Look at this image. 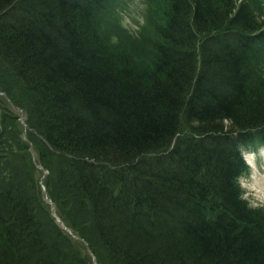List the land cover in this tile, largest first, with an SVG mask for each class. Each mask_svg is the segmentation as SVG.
Returning <instances> with one entry per match:
<instances>
[{"label":"trees","instance_id":"1","mask_svg":"<svg viewBox=\"0 0 264 264\" xmlns=\"http://www.w3.org/2000/svg\"><path fill=\"white\" fill-rule=\"evenodd\" d=\"M123 1L0 0V65L19 83L38 162L61 195L90 200L111 264H264V209L239 198L244 169L231 138L251 130L247 140L264 144L259 3L245 0L233 13V0H158L163 8L151 4L140 34L122 44L127 32L113 11ZM11 118L0 112V141L28 161H6L0 180V264H60L30 196L32 149ZM94 169L126 181L117 188L128 195L129 220L122 192L90 178ZM17 197L31 212L14 213ZM101 209L117 213L106 229L115 238Z\"/></svg>","mask_w":264,"mask_h":264},{"label":"rangeland","instance_id":"2","mask_svg":"<svg viewBox=\"0 0 264 264\" xmlns=\"http://www.w3.org/2000/svg\"><path fill=\"white\" fill-rule=\"evenodd\" d=\"M149 0H127L122 8H120L121 15L123 17L124 25L127 28V37L123 36L121 42L129 43L136 36L140 34L139 26L142 23L141 15L144 9L147 7ZM162 9L163 5L156 3L155 6ZM12 25L14 26L15 24ZM16 29L21 28L19 25H15ZM129 41V42H128ZM121 49L125 48L123 45L120 47ZM4 68L0 65V112L6 113L8 115H14L17 118H21V120L16 123L19 127H22L21 131L25 130V125L21 124L25 122L26 116L22 107L12 106L13 104H21L22 103V95L19 89V83L12 77V73L9 74L3 70ZM11 110V113H10ZM3 118V117H2ZM2 126H0V130ZM13 134V131L11 135ZM10 135V134H9ZM23 136V133H21ZM28 146L32 147L31 142L25 141ZM32 152V165L28 167V170L35 171L34 175L36 176V188L40 193L39 200L43 202L44 212L49 213L51 219L54 224H56L59 228L66 230L72 235H68L71 240L76 243H80V255L87 257V264H111L109 261V255L105 252L102 247V244L99 242L98 235L93 230L92 217L89 216L91 212L87 207L80 206V202L69 199L67 195H61V191L56 190V180L55 176H43V169L38 168V166L42 167L38 162V158L36 152L34 151V147L31 148ZM20 148L18 146H14L13 144L9 145L4 142H0V164L4 162H9L11 166L20 159H25L27 162L28 159L25 158L26 151H19ZM22 156V157H21ZM223 161V158H220ZM14 167H16L14 165ZM47 172V170H44ZM95 171V169H94ZM94 171H86L87 175L91 178L94 176ZM251 173V174H250ZM250 176L246 175L240 179L239 183H241V187L244 189V199L248 203V205L254 207H264V172L260 174V176L256 179L257 173L255 171H250ZM9 175V171L5 170L1 176V179H6ZM45 175V174H44ZM255 178L256 180H252ZM48 179V180H47ZM42 184V186H41ZM60 184V183H59ZM54 186V187H53ZM54 188V189H53ZM251 188L253 190H251ZM53 189V191H52ZM65 197V198H64ZM80 230L81 234H83V238L79 237V235L74 234L72 231ZM47 236V235H45ZM47 238H49L47 236ZM49 244V241H48Z\"/></svg>","mask_w":264,"mask_h":264},{"label":"bare ground","instance_id":"3","mask_svg":"<svg viewBox=\"0 0 264 264\" xmlns=\"http://www.w3.org/2000/svg\"><path fill=\"white\" fill-rule=\"evenodd\" d=\"M220 28H223L222 27V25L220 26ZM106 171H108V166H106ZM95 173H94V176L99 180V182L101 183V185L103 186V185H108V183H112L113 185H115L114 187H112L113 188V191H116V192H122L121 193V196L118 194V197L116 198V200L118 201V203H119V206L120 207H122L123 209H128V206H129V203H128V201H127V199H126V197H128V195L127 194H125L124 195V191L123 190H120L119 188H117L118 187V185L120 186V187H122V185H125L126 184V181H124V180H122V178L119 176V175H116L115 177H114V179H109V180H107V177H105L104 176V174L105 175H109V174H106V173H102V174H100L98 171H94ZM175 177H178V176H175ZM118 184V185H117ZM234 194H235V192H233ZM236 195V194H235ZM13 201L11 202V205H14L13 206V211H14V213H19V212H26V211H28V212H31V207L29 206V205H27L28 203H24V199H21L20 197H17V198H14V199H12ZM80 206H81V208L83 207H87V209H90L91 208V206H90V204H89V201L90 200H88V198L87 197H85V196H83L82 198L80 197ZM98 205V204H97ZM94 206V205H93ZM93 206H92V208H93ZM101 211H102V216L105 218V219H107L108 218V220L109 221H107V220H105V221H103V223H104V225H105V233H106V235L108 236V238L109 237H113V238H115L116 236H115V231H110V233L111 234H109L107 231H106V229H107V227L109 226V228H111L112 230H113V227H115V225H116V223L118 222V221H116V219H118L117 218V213H115V214H112V215H107L106 214V212H104V214H103V210L101 209ZM127 213H128V218H127V220H129L130 219V217H131V213H132V210L131 209H128L127 211H126ZM35 214H38V212H36L35 211ZM39 215V214H38ZM121 215H124V214H121ZM42 216H44L43 218H47V221L49 220V217H50V215L48 214V215H46V214H44V215H42ZM114 217V218H113ZM144 217L142 216V215H138V217H132V220H136V221H139V223H143V221H144V219H143ZM149 219H150V221H152L151 220V218L149 217ZM44 221H46V219L44 220ZM46 221V222H47ZM108 222V223H107ZM120 222H126V221H120ZM154 224H158V222L157 221H152ZM47 225V224H46ZM93 225H97V223L95 224V222H93ZM50 227H52L51 225H50ZM97 227V230H98V232L100 233V230L101 231H103V226L101 225V227L99 226H96ZM93 230H94V232L96 233L97 231H96V229L93 227ZM101 234V233H100ZM102 235V234H101ZM110 235V236H109ZM111 238L109 239V241L111 242L110 244H112V245H109V247H110V249L113 251V255H114V257L116 256V259L118 258H120L124 263H125V258H124V255L122 254V252H121V250L118 248V247H116L115 246V243H114V241H112L111 240ZM45 256H46V254L44 253L43 254V257L45 258ZM48 257V256H47Z\"/></svg>","mask_w":264,"mask_h":264}]
</instances>
